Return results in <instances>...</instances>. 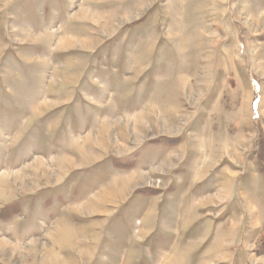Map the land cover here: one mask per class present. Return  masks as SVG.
I'll use <instances>...</instances> for the list:
<instances>
[{"label": "rangeland", "instance_id": "374dc122", "mask_svg": "<svg viewBox=\"0 0 264 264\" xmlns=\"http://www.w3.org/2000/svg\"><path fill=\"white\" fill-rule=\"evenodd\" d=\"M164 135L209 186L135 259ZM0 264H264V0H0Z\"/></svg>", "mask_w": 264, "mask_h": 264}, {"label": "crops", "instance_id": "0c3cea01", "mask_svg": "<svg viewBox=\"0 0 264 264\" xmlns=\"http://www.w3.org/2000/svg\"><path fill=\"white\" fill-rule=\"evenodd\" d=\"M186 137H187V135H186ZM159 139L160 140L161 139L166 140L165 143L168 144V146H170V147H169L166 155H163L162 161H160L159 164L153 165V166H151L145 170V171H147L145 176H147L148 179H152L151 177L156 175L155 171H157V169L160 168L163 170L162 175H163L165 181L167 179H169V182L167 184L168 186L164 189L167 191V192H165L166 193L165 197L162 196V195H164V193L163 194L156 193L157 190L155 188L154 189L153 188H145L144 190H142V193H144L142 197L144 198L145 202H147V206H145L143 211H141L140 217L136 218L134 220V223L136 225V228L134 230H136L138 228L139 229L138 233L140 231V233L143 234V232H145V229H148V228H151V229H149L148 234L146 236H143L141 239H139V241H136L135 239H133L131 241H127L126 245H130L132 247V249L129 251L131 253V256L135 259L137 258L136 255L139 256L137 253V248H139L140 245H143V247L148 248L147 245H150V244L153 245V243L156 242L155 234L160 230V228H157V227L160 226L161 220L164 221L165 218L166 219H170V218L172 219L173 218L172 220H173L174 227H179V226H177V221H178L177 212H179L180 209L177 208V204H175L174 208L173 207L171 208V206L169 205V202L175 201V198L177 196L181 195L185 189L187 191L186 194L194 195L200 191V187L202 185H204V184L208 185V183H209L207 181V179L204 180L203 178L198 180V181H194L195 179H192V176H193L192 168H193L195 159L197 158L195 152L189 150L186 153L187 155L185 154V156H183L179 161H176L174 156H175V153L177 154V152L179 151L178 148L181 146V143H182L181 137L170 136V135L165 136L164 135V136H160L157 139L152 140V141H158ZM186 140H187V138H185L184 142ZM115 160H117V159H115ZM188 160L190 161L189 166L187 164ZM117 161H120V160H117ZM186 173H188L187 176H185ZM133 176L134 175L132 173H130V175H128L125 178L124 182H126V183H127V181L129 182V180H130L129 178L133 177ZM115 181L118 182L117 178H115ZM130 185H132L131 182L126 184L127 187H124L125 189L122 190L121 194H119L120 196H118V201H119V198H121V196L125 192H127V188L130 187ZM179 186H183L184 189L178 193L177 187H179ZM122 187H123V185H122ZM209 192H210V188L206 193H203V194L207 195ZM167 195H170L172 197H170V196L167 197ZM156 197H159L160 199L158 201H155L154 202L155 204H154L152 202V200L153 199L157 200ZM115 198H117V195H115ZM115 198H113V199H115ZM131 199H132V197H130V196L127 197L124 201L122 199H120V200H122V201H120L121 202L120 204L126 206ZM214 199L215 198H213V200ZM162 202H164L165 204L168 205L166 210H163V208L160 207L161 206L160 204ZM174 203H176V202H174ZM87 206H89V205H87ZM90 206L94 207V205H90ZM96 211H97L96 213L87 214L85 216L81 215V217L84 218V220H93L94 218H96V216L104 219L108 215L110 216L113 214V211H112V213L106 214V215H102L101 210H96ZM87 212H91V210H89ZM78 215H79V212L77 213V216ZM197 221L198 220L196 219V220L190 222L187 226V229L184 230L183 232L179 231L178 234H176L177 232H175V231H173V232H163L162 231L163 234H166L167 236L172 237L171 242H170V247H172V248L182 247L183 246V239L187 241V239H188L187 234L189 232V229ZM88 228H89V230H91V229H93V226H89ZM155 247H158V245L155 244ZM197 247L198 246H195V248H197ZM173 252H176V251L173 250ZM149 257H150V255L148 254L146 256V258H149ZM169 262L175 263L176 261L175 260H169Z\"/></svg>", "mask_w": 264, "mask_h": 264}]
</instances>
